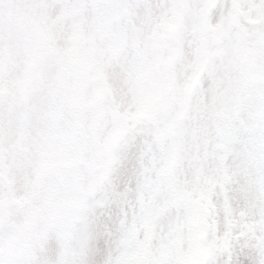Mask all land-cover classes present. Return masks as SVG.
Here are the masks:
<instances>
[{"label": "snow or ice", "instance_id": "6c2138e0", "mask_svg": "<svg viewBox=\"0 0 264 264\" xmlns=\"http://www.w3.org/2000/svg\"><path fill=\"white\" fill-rule=\"evenodd\" d=\"M0 264H264V0H0Z\"/></svg>", "mask_w": 264, "mask_h": 264}]
</instances>
